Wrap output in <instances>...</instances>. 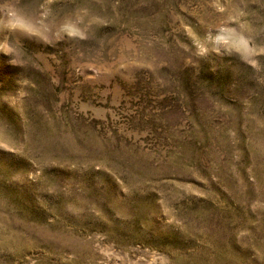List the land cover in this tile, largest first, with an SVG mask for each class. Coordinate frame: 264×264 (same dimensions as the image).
I'll return each mask as SVG.
<instances>
[{
    "label": "rangeland",
    "instance_id": "obj_1",
    "mask_svg": "<svg viewBox=\"0 0 264 264\" xmlns=\"http://www.w3.org/2000/svg\"><path fill=\"white\" fill-rule=\"evenodd\" d=\"M0 264H264V0H0Z\"/></svg>",
    "mask_w": 264,
    "mask_h": 264
}]
</instances>
